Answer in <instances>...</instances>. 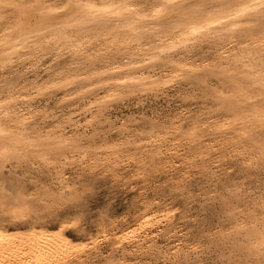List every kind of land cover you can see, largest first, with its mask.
<instances>
[{
    "label": "bare ground",
    "instance_id": "obj_1",
    "mask_svg": "<svg viewBox=\"0 0 264 264\" xmlns=\"http://www.w3.org/2000/svg\"><path fill=\"white\" fill-rule=\"evenodd\" d=\"M0 264H264V9L0 0Z\"/></svg>",
    "mask_w": 264,
    "mask_h": 264
},
{
    "label": "rangeland",
    "instance_id": "obj_2",
    "mask_svg": "<svg viewBox=\"0 0 264 264\" xmlns=\"http://www.w3.org/2000/svg\"><path fill=\"white\" fill-rule=\"evenodd\" d=\"M149 104V110H153L154 113H161V114H172L173 111L175 110L174 105L172 104L171 106H167V104L164 102V100H161L159 103L153 102V100H150L147 102ZM134 111L132 107H128L127 109H123L121 113L118 111L116 112V116L124 117L128 114V112ZM79 172L76 170H71L67 173V177L73 178L75 175H78ZM168 180V177H159L153 181V183L150 184V188L158 187L162 183L166 182ZM190 189L193 194L197 192V189L200 185V180L197 177V174L194 172L191 174V179H190ZM133 188L130 189L129 187H118L115 189L113 192H109L107 189V185L105 183H100L97 188L94 190L92 193L89 202H88V208L86 211V215H92L95 213L97 209L100 207L105 206L106 204H109V209L110 212L114 215L119 216V219L121 220L122 218L129 217L130 214L132 213V202L137 196L136 190L140 187L138 184H134L132 186ZM174 205L177 208L176 211V217L178 218V215L182 211V204L180 201L174 202ZM195 206V205H194ZM196 206L194 207V209ZM196 210V209H195ZM192 210L191 212V218L187 219H182V220H177L176 223H179L181 225V229H184V232H189V236L196 231L199 226H194L196 222H201V219L203 218V214L198 212L197 210ZM91 223H86L83 228L85 230L90 229ZM81 231L78 233L76 232L74 235L80 234Z\"/></svg>",
    "mask_w": 264,
    "mask_h": 264
},
{
    "label": "snow or ice",
    "instance_id": "obj_3",
    "mask_svg": "<svg viewBox=\"0 0 264 264\" xmlns=\"http://www.w3.org/2000/svg\"><path fill=\"white\" fill-rule=\"evenodd\" d=\"M254 3L259 4V7L264 9V0H254Z\"/></svg>",
    "mask_w": 264,
    "mask_h": 264
}]
</instances>
